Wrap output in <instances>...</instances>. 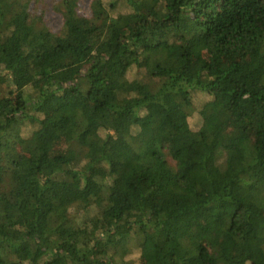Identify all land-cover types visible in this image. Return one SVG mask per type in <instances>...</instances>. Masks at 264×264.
Segmentation results:
<instances>
[{
    "label": "trees",
    "instance_id": "obj_1",
    "mask_svg": "<svg viewBox=\"0 0 264 264\" xmlns=\"http://www.w3.org/2000/svg\"><path fill=\"white\" fill-rule=\"evenodd\" d=\"M37 1L0 0V264H264V0Z\"/></svg>",
    "mask_w": 264,
    "mask_h": 264
},
{
    "label": "rangeland",
    "instance_id": "obj_2",
    "mask_svg": "<svg viewBox=\"0 0 264 264\" xmlns=\"http://www.w3.org/2000/svg\"><path fill=\"white\" fill-rule=\"evenodd\" d=\"M57 1L59 0H39L33 5L34 11H36L37 13H43L47 25L55 32L60 31V29L63 26L62 15L56 12L55 9L53 8V4H51ZM90 2L91 0H80L79 9H78L79 13L86 16H90L91 15ZM63 152H64V144L62 141H60L58 145L55 146V148L51 152L52 159L58 155H61ZM51 165H52L51 169H53L56 168L59 165V163L55 159H53ZM152 251L153 248L149 242H145L143 244L141 242L135 243L134 254L136 256H140L144 262L148 260Z\"/></svg>",
    "mask_w": 264,
    "mask_h": 264
}]
</instances>
